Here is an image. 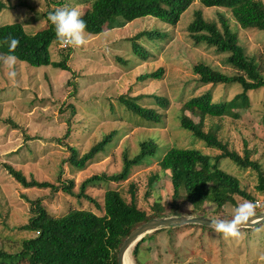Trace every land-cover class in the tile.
Returning a JSON list of instances; mask_svg holds the SVG:
<instances>
[{"label":"rangeland","instance_id":"374dc122","mask_svg":"<svg viewBox=\"0 0 264 264\" xmlns=\"http://www.w3.org/2000/svg\"><path fill=\"white\" fill-rule=\"evenodd\" d=\"M2 1L6 8L0 12V23L17 20L28 33H34L46 26V10L68 7L83 14L90 0ZM54 1H61V4L57 6ZM257 1L264 5V0ZM198 8L209 20L217 18L218 10L225 11L246 55L253 57L264 73V29L244 25L234 17L233 11L203 7L199 0H194L176 22L145 16L99 34L86 32L87 43L82 47L64 48L60 42H52L49 47L51 61H59L69 53L68 70H60L52 64L34 67L18 59L9 68L0 60V249L18 252L21 241L35 234L23 226L29 222L36 199H40L53 216L80 208L100 215L108 188L119 190L129 201L134 184L137 204L149 214L158 201L167 216L204 215L224 220H231L234 210L250 201L234 195L233 203L225 202L220 207L208 201L198 211L186 204L173 211L170 174L158 165L166 148L171 146L194 147L210 155L218 153L179 127L181 106L207 90L212 91L213 101L229 100L241 91L238 84L200 83L192 72V65L197 62L227 74L236 72L225 62L227 53H219L205 43L194 44L188 36L187 26ZM118 18L115 16L114 20ZM141 31L145 34L137 41L145 47L146 60L136 55L131 47L130 39ZM0 56L6 55L0 51ZM159 67L164 69L161 78L138 79ZM12 71L16 74L14 78L9 76ZM248 94L250 105L235 110L238 118L225 116L213 121L220 126L219 138L228 143L230 149L242 154L244 139L249 145H255L252 157L260 161L264 172V89ZM121 95L137 97L141 105L154 108L161 114V121L155 123L132 113L120 102ZM152 96L168 99V105L158 106ZM70 104L75 109L73 116ZM186 113L198 121L197 117ZM69 119L71 130L65 139L62 137ZM11 122L18 127L14 128ZM109 133L113 135L103 151L83 169L66 162L70 153L66 145L75 147L80 155ZM148 140L157 145L155 155L130 166L126 179L103 180L86 187L85 193L94 198L97 205L76 196L84 179L93 174L119 172L123 153L133 157L139 152L140 143ZM6 165L20 172L28 182L49 181L60 185L72 180L73 194L37 185L27 187L9 173ZM220 166L240 179L242 187L253 197L251 202L260 203L256 213L264 210V192L256 189V172L239 168L228 158H223ZM154 173L158 178L149 188V177ZM205 227L197 224L160 227L146 234L151 236L141 242L136 257L132 255L133 248L130 249L125 264H264V223L240 228L239 238H225L213 228ZM24 263V260H15L10 264Z\"/></svg>","mask_w":264,"mask_h":264},{"label":"trees","instance_id":"16d2710c","mask_svg":"<svg viewBox=\"0 0 264 264\" xmlns=\"http://www.w3.org/2000/svg\"><path fill=\"white\" fill-rule=\"evenodd\" d=\"M193 1L90 0L88 9L84 11L82 18L87 23L86 32L95 35L107 28L121 27L136 18L145 16L176 22L180 14ZM54 2L57 3V6L61 4V1ZM199 2L203 7L233 11L234 17L244 25L264 29V5L257 0H199ZM21 3L26 2L22 1ZM5 8V2L0 0V12ZM52 11L54 9L44 12L47 24L34 33H28L24 25L17 20L0 23V51L4 55H14L18 60L34 67L52 64L60 70L70 69L66 63L69 53L59 61H51L49 47L54 41L59 43L55 36L54 26L48 19V14ZM216 15V19L209 20L205 18L201 8L195 9L187 26L188 36L194 44L205 43L214 47L219 53H227L225 62L236 72L227 74L202 62L193 64L192 72L198 77L200 83L238 84L241 91L229 100L213 101L212 91L207 90L189 98L182 104L178 120L179 127L191 132L206 147L219 152L210 155L194 147L171 146L166 148L158 160V165L161 170L168 171L170 174L173 211L181 204L189 205L191 209L198 211L208 201L216 203L217 207H220L225 202L233 203L234 195L253 200V197L242 187L240 179L221 168L220 162L223 158L230 159L239 168H249L255 171L257 175L256 189L264 192V172L261 169L260 161L252 157L255 153V145H249V142L244 139L242 154L230 149L228 143L219 138L220 126L213 121L214 119L220 120L225 116L238 118L239 113L235 110L247 108L250 105L248 93L264 89V73L260 64L253 57L246 55L238 41L237 31L231 27V19L226 12L218 10ZM115 16L119 18L114 20ZM143 34H145L144 31H141L130 40L132 51L142 60H146L148 55L145 47L137 41ZM9 35L20 41L18 47L11 53L8 44L5 43V38ZM163 73V67H159L155 71L139 76L138 79L161 78ZM152 97L158 106L168 105V99ZM119 100L129 111L141 118L155 123L161 121V114L154 108L138 103L137 97L121 95ZM69 107L71 116H73L75 109L72 104ZM186 112L197 117L198 121L193 120ZM67 123L68 127L62 137L65 139L69 137L71 120H67ZM11 124L14 128L18 127L16 123L11 122ZM112 135L113 133L107 134L80 155L75 147L66 145L70 151L66 162L73 167L83 169L99 151H103ZM59 141L60 139H58ZM156 150L157 145L154 141L141 142L139 152L133 157L123 153L122 168L119 172L111 175L101 173L89 176L81 182L76 196L84 197L97 205L96 200L85 193L89 184L103 180L122 181L126 179L130 166L141 163L148 156H154ZM6 167L13 177L27 187L37 185L40 188H50L54 192L62 190L65 193L73 194L72 180L60 185L49 181L28 182L20 172L14 170L10 165H6ZM157 178L156 173L149 177V188ZM100 208L102 210L100 215L91 210L80 208L71 209L60 216H53L47 212L41 204V200L36 199L32 203L29 222L23 226L34 231L35 234L21 241V248L18 252L10 253L0 249V263L10 264L15 260H24V264H117L119 246L132 229L151 218L167 216L164 213V206L158 201L153 204V211L150 214L141 209L137 204L134 184L131 185L129 201L123 198L119 190L108 188L104 192ZM207 228L211 229L212 227ZM149 236L151 235H145L132 247L133 257L138 255L141 242Z\"/></svg>","mask_w":264,"mask_h":264},{"label":"clouds","instance_id":"9594fccd","mask_svg":"<svg viewBox=\"0 0 264 264\" xmlns=\"http://www.w3.org/2000/svg\"><path fill=\"white\" fill-rule=\"evenodd\" d=\"M48 19L54 26L56 39L65 46L82 47L87 43L86 28L87 23L82 18V13L76 8L57 7L49 12ZM5 43L9 46V52H13L20 41L12 35L5 38ZM14 55L0 56L4 64L12 68L16 63ZM15 72L9 73L10 78L15 77ZM257 205L251 201H245L240 204L233 214L231 220L219 218L210 219L209 226L216 232L221 233L225 238H239L241 236L240 228L242 225L249 224L256 216ZM259 231V229H257Z\"/></svg>","mask_w":264,"mask_h":264},{"label":"water","instance_id":"95a60500","mask_svg":"<svg viewBox=\"0 0 264 264\" xmlns=\"http://www.w3.org/2000/svg\"><path fill=\"white\" fill-rule=\"evenodd\" d=\"M210 217L204 215L185 216H161L151 218L132 229L127 237L122 241L117 252V264H125V255L129 249H131L140 239H142L147 233L156 230L160 227H174L187 224H197L202 226H209ZM264 222V210L256 213V216L251 220L249 224L242 225L241 228H251Z\"/></svg>","mask_w":264,"mask_h":264},{"label":"built area","instance_id":"2783aa9c","mask_svg":"<svg viewBox=\"0 0 264 264\" xmlns=\"http://www.w3.org/2000/svg\"><path fill=\"white\" fill-rule=\"evenodd\" d=\"M61 46L64 47V48L68 47V46H65L63 44H61ZM259 206H260V203L257 201V207H259Z\"/></svg>","mask_w":264,"mask_h":264},{"label":"bare ground","instance_id":"6f19581e","mask_svg":"<svg viewBox=\"0 0 264 264\" xmlns=\"http://www.w3.org/2000/svg\"><path fill=\"white\" fill-rule=\"evenodd\" d=\"M130 251V249L128 250V252ZM128 252L126 253V255H125V262H126V257H127V255H128Z\"/></svg>","mask_w":264,"mask_h":264}]
</instances>
